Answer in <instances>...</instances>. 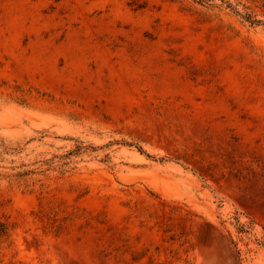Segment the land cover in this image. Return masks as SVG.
<instances>
[{
    "label": "rangeland",
    "instance_id": "1",
    "mask_svg": "<svg viewBox=\"0 0 264 264\" xmlns=\"http://www.w3.org/2000/svg\"><path fill=\"white\" fill-rule=\"evenodd\" d=\"M0 219V264H264V0H0Z\"/></svg>",
    "mask_w": 264,
    "mask_h": 264
},
{
    "label": "trees",
    "instance_id": "2",
    "mask_svg": "<svg viewBox=\"0 0 264 264\" xmlns=\"http://www.w3.org/2000/svg\"><path fill=\"white\" fill-rule=\"evenodd\" d=\"M201 2L205 1V0H199ZM243 17L250 19V21L252 22H257L259 20H255L252 17V15L249 12H246L243 14ZM9 229H10V224L8 222L2 221L0 219V238L4 235H8L9 234Z\"/></svg>",
    "mask_w": 264,
    "mask_h": 264
}]
</instances>
